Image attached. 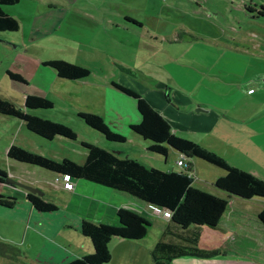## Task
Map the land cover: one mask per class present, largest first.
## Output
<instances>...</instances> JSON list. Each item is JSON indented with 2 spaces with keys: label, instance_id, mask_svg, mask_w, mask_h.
Listing matches in <instances>:
<instances>
[{
  "label": "rangeland",
  "instance_id": "1",
  "mask_svg": "<svg viewBox=\"0 0 264 264\" xmlns=\"http://www.w3.org/2000/svg\"><path fill=\"white\" fill-rule=\"evenodd\" d=\"M51 1L54 6L49 4ZM1 9L17 19L19 28L0 31V96L24 108L25 95L50 89L48 99L53 107L31 113L69 126L76 138L56 136L46 140L28 131L19 119L3 115L0 132L11 133L10 139L14 140L19 135L16 141L58 161L66 158L83 164L87 150L82 142H87L157 169L180 170L173 150L166 157L156 155L147 149L150 142L135 133L130 134L136 138L116 143L85 125L77 112L105 113L106 92L97 90L93 97L83 96L84 92L76 89L79 84L58 77L42 61L61 59L93 72L120 73L128 88L147 101L154 105L165 102L166 115L182 133L190 123L186 115L191 109L196 110L200 103L215 102V84L241 77L248 68L247 59L255 67L262 62L260 53L264 52V0H20ZM96 19L100 22L92 21ZM7 69L21 74L26 82L11 80ZM209 69L222 73L220 81L205 77L199 83V72ZM74 92L80 95L75 101L61 100L62 93L69 96ZM186 99L192 102L188 109L179 102ZM103 116L112 131L129 133L128 128L119 127L123 124ZM5 143L0 135V168L8 172L1 152ZM192 164L194 188L226 197L212 186L215 179L225 175L223 169L199 158H193ZM68 190L56 192L59 211L69 200ZM6 192L0 190L8 195ZM14 193L15 206L0 207V264H41L44 258L56 262L52 246L58 245L61 238L51 226L57 217L45 214L57 211H33L20 194ZM230 202L249 214H257L263 205L261 199L231 197ZM67 210L70 214L73 211ZM27 214L40 217L28 218Z\"/></svg>",
  "mask_w": 264,
  "mask_h": 264
},
{
  "label": "crops",
  "instance_id": "2",
  "mask_svg": "<svg viewBox=\"0 0 264 264\" xmlns=\"http://www.w3.org/2000/svg\"><path fill=\"white\" fill-rule=\"evenodd\" d=\"M49 4L52 6L53 2L51 1ZM99 20L92 21L99 23ZM260 55L262 62L255 67L250 59H247L248 68L245 69V74H242L241 77L236 76V79L224 83L221 80V83L215 84L212 90L217 100L215 99L213 103H200L198 106L196 105L197 108L194 111L191 109L186 115V117L190 116V123L182 133L178 131L177 126L179 125L166 115L168 106L165 102L162 101L160 104L154 105L145 100L169 123L174 134L199 143L221 156L229 165L264 180V52ZM199 75L201 76L199 83L205 77L213 81H220L218 78L222 77V73L219 71L211 72L210 69L208 72L207 70L204 73L199 72ZM227 75L233 76L234 74H226L225 76ZM64 80L71 81L76 85L79 84L76 89L82 90L83 96L87 94L93 97L97 90L105 91L107 97L104 104L107 113L91 110L87 112L97 114L104 120L106 119L103 114H106V117L113 118L116 123L123 124V126L119 125L120 128H128L129 133L127 135L122 134L126 139L136 138L135 136L131 137L130 133L134 132L129 129V125L139 123L141 116L136 108V100L134 99L133 103L130 100L133 99L132 97L125 95L113 86L116 84L127 89L130 88L120 73L114 75L109 71L105 74L103 70L96 69V72L90 70L89 76L84 79ZM53 81L56 83L55 80ZM42 92L37 95L48 99L50 89L47 88ZM75 93H70L72 95L69 96L62 93L61 100L75 101L80 96ZM179 102L187 106V109L192 104L189 99H186V102ZM134 109H136V114ZM0 135L4 137L6 142L1 147V152L5 155L3 160L8 172L0 169L7 174L9 179L5 182L6 184L0 183V190L6 189L9 196L17 192L25 200L26 194L33 192L40 198L55 204L57 202L56 192L63 188L69 189L67 191L69 200H66L60 209L64 214H59V209H57V214H45L51 215L50 217H57V221L51 226V229L57 232V238L59 236L61 238L57 241L58 245L53 244L54 246H52L57 261L52 263L44 258L40 262L41 264H62L92 254L93 247L90 239L80 232L81 222L86 220L95 224L118 225L116 211L119 208H126L137 213L146 219L150 226L147 228L146 235L139 240L113 238L108 245L111 257L109 262L105 264H154L155 252L159 256H165L172 251V249L166 250L163 247V250L157 249L158 243L184 249L189 245L187 241L191 236L197 238L199 248L221 247L225 255L213 258L178 256L173 257L169 264H264V227L257 221V214H251L250 218L235 231L209 227L182 231L167 218L154 213L149 204L128 193L84 179H73L70 182L72 184H68L67 181L59 179L60 174L8 158L6 153L12 145L38 152L27 147V145H22L23 142L16 141L19 135H16L15 140L10 139L11 133L9 132L3 131L0 132ZM169 150L173 149L169 148ZM175 153L177 154L175 165H177L178 159L188 160L179 152L175 151ZM115 154L122 157L119 155L120 152ZM123 157L130 158L128 156ZM84 159H86V155ZM190 162L192 164V161ZM222 176L224 175L219 177ZM74 207L77 209L74 210ZM30 208L34 211L31 205ZM69 208L73 210L71 214L67 210ZM32 210L30 213H33ZM27 215L28 218L40 217V214ZM74 243L75 245H73Z\"/></svg>",
  "mask_w": 264,
  "mask_h": 264
},
{
  "label": "trees",
  "instance_id": "3",
  "mask_svg": "<svg viewBox=\"0 0 264 264\" xmlns=\"http://www.w3.org/2000/svg\"><path fill=\"white\" fill-rule=\"evenodd\" d=\"M19 1L0 0V31H16L19 28L17 19L1 9V6L14 5ZM42 65L53 69L62 79L80 80L90 74L89 69L61 59L46 60ZM6 74L13 81L26 82L19 73L7 70ZM113 86L136 100V108L141 120L137 124H130L129 129L150 142L147 149L151 153L166 157L170 148L186 157L188 160H182L181 170L157 169L137 159L120 157L114 152L87 142H82V146L87 150L83 164H77L66 158L58 161L16 145L8 148L6 156L56 174L84 179L128 193L149 205L169 211L170 217L167 219L182 231L202 227L235 231L250 218L251 214L231 203V197L244 200L261 199L263 205L256 218L264 227V180L229 165L221 156L199 143L174 134L169 123L143 97L125 87L116 84ZM23 107H18L0 96V115L19 119L31 133L46 140H52L56 136L71 140L76 138V133L69 126L31 113L33 110L53 107L52 101L46 97L27 94L24 97ZM77 116L85 125L101 133L106 140L116 143L125 142V137L112 131L101 116L85 112H79ZM193 158L202 159L225 171V175L215 179L212 186L225 193L226 197L215 196L191 185L193 178L190 161ZM7 177V174L0 169V183L9 180ZM26 200L37 212L48 213L58 209L56 204L33 193H27ZM16 201L15 197L0 193V207L11 209ZM116 216L118 225L95 224L83 220L80 224V232L90 239L93 252L62 264H105L111 257L108 245L113 238L139 240L146 235L150 224L142 216L126 208H119ZM187 242L189 245L184 249L158 243L157 249H172V251L165 256H159L155 252L154 264H169L173 257L178 256L213 258L225 255L221 247L199 248L197 238L193 236Z\"/></svg>",
  "mask_w": 264,
  "mask_h": 264
},
{
  "label": "built area",
  "instance_id": "4",
  "mask_svg": "<svg viewBox=\"0 0 264 264\" xmlns=\"http://www.w3.org/2000/svg\"><path fill=\"white\" fill-rule=\"evenodd\" d=\"M182 162H183L182 159H178V160L176 161L177 166L181 167L182 164H183ZM59 179H61V180H63V181H67V182H72V181H73V178H70V177H68V176H66V175H60V176H59ZM56 180H57V179H56ZM149 207H150V209H151L154 213H156V214H160V215H162L164 218H169V217H170V212L167 211V210H162V209H160L159 207H156V206H153V205H149Z\"/></svg>",
  "mask_w": 264,
  "mask_h": 264
},
{
  "label": "water",
  "instance_id": "5",
  "mask_svg": "<svg viewBox=\"0 0 264 264\" xmlns=\"http://www.w3.org/2000/svg\"><path fill=\"white\" fill-rule=\"evenodd\" d=\"M33 191V190H32ZM33 193V192H32Z\"/></svg>",
  "mask_w": 264,
  "mask_h": 264
}]
</instances>
